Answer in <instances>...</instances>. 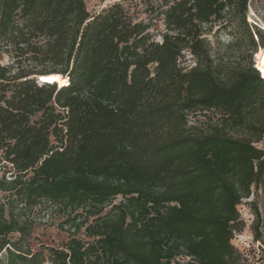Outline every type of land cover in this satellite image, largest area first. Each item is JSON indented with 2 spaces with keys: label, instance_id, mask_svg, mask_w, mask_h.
<instances>
[{
  "label": "trees",
  "instance_id": "trees-1",
  "mask_svg": "<svg viewBox=\"0 0 264 264\" xmlns=\"http://www.w3.org/2000/svg\"><path fill=\"white\" fill-rule=\"evenodd\" d=\"M161 7L156 39L126 0H0V264H243L264 28L249 0ZM48 211L67 238L34 246Z\"/></svg>",
  "mask_w": 264,
  "mask_h": 264
},
{
  "label": "rangeland",
  "instance_id": "rangeland-1",
  "mask_svg": "<svg viewBox=\"0 0 264 264\" xmlns=\"http://www.w3.org/2000/svg\"><path fill=\"white\" fill-rule=\"evenodd\" d=\"M113 0H85L87 8H97L107 2ZM137 12L140 18L151 24V31L156 35L163 30L164 26L161 22L160 12L162 11L163 0H126ZM247 21L257 23L264 28V0H249V8L247 13ZM159 39V36H155ZM208 39L216 45L227 44L231 41L228 32L219 31L216 36L208 35ZM187 64H191V56H186ZM256 60V59H255ZM0 62L7 63L8 57L0 51ZM257 65L261 67L256 60ZM40 78V77H39ZM38 77H34L36 83L39 81ZM40 83V82H39ZM196 118V119H195ZM190 117L191 122L195 120H203L201 116ZM256 145L260 148L264 147V143L258 142ZM239 215L241 216L243 226L241 232L235 233L231 239V243L237 248L244 257L243 264H264V185L259 188L252 189L249 197L244 198L239 206H237ZM43 214V213H42ZM58 220L56 214H50L49 211L44 215V221L37 225L34 235L37 240L34 241V246L40 240L45 245L60 244L66 239V233L60 231L57 227ZM259 231L260 239L257 241L255 233ZM182 258H178L172 264H181Z\"/></svg>",
  "mask_w": 264,
  "mask_h": 264
},
{
  "label": "bare ground",
  "instance_id": "bare-ground-1",
  "mask_svg": "<svg viewBox=\"0 0 264 264\" xmlns=\"http://www.w3.org/2000/svg\"><path fill=\"white\" fill-rule=\"evenodd\" d=\"M255 59L258 60V63L261 65V67L264 69V49H260L257 52H255ZM55 76L49 75V79L53 80Z\"/></svg>",
  "mask_w": 264,
  "mask_h": 264
},
{
  "label": "water",
  "instance_id": "water-1",
  "mask_svg": "<svg viewBox=\"0 0 264 264\" xmlns=\"http://www.w3.org/2000/svg\"><path fill=\"white\" fill-rule=\"evenodd\" d=\"M41 81V83H43V82H53V81H50V80H47V79H43V80H40Z\"/></svg>",
  "mask_w": 264,
  "mask_h": 264
}]
</instances>
